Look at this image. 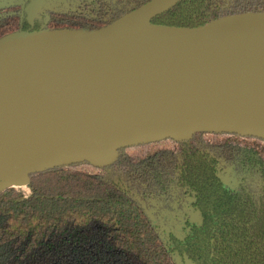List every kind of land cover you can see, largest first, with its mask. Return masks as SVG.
I'll list each match as a JSON object with an SVG mask.
<instances>
[{
	"label": "water",
	"instance_id": "1",
	"mask_svg": "<svg viewBox=\"0 0 264 264\" xmlns=\"http://www.w3.org/2000/svg\"><path fill=\"white\" fill-rule=\"evenodd\" d=\"M181 1L151 0L94 32L1 39L0 179L109 167L119 150L197 132L264 141V13L151 22Z\"/></svg>",
	"mask_w": 264,
	"mask_h": 264
},
{
	"label": "trees",
	"instance_id": "2",
	"mask_svg": "<svg viewBox=\"0 0 264 264\" xmlns=\"http://www.w3.org/2000/svg\"><path fill=\"white\" fill-rule=\"evenodd\" d=\"M33 1L0 0V40L98 31L151 0H38L41 9L30 14ZM260 13L264 0H182L151 22L197 28ZM222 167L244 184L225 187ZM27 188L28 197L0 192V264H264V141L257 138L197 132L184 142L119 150L109 167L31 174ZM185 196L201 223L163 241L144 204Z\"/></svg>",
	"mask_w": 264,
	"mask_h": 264
},
{
	"label": "rangeland",
	"instance_id": "3",
	"mask_svg": "<svg viewBox=\"0 0 264 264\" xmlns=\"http://www.w3.org/2000/svg\"><path fill=\"white\" fill-rule=\"evenodd\" d=\"M38 0H34L28 11L30 14H34ZM49 5L46 4V7ZM219 177L223 180L224 184L231 189H237L240 184H244L239 173L231 167L219 168ZM252 188L254 185L251 186ZM4 190V189H2ZM16 190V189H15ZM21 192L24 197L30 195L29 189L23 188L21 190H16ZM193 199L189 196L183 197L179 200L178 198L165 199H151L145 206L148 207L152 213V222L157 227L158 234L160 238L165 241L169 234L174 235L177 238H183L186 232L187 223H192L194 225H200L201 217L199 213L192 207ZM176 259L178 257H175Z\"/></svg>",
	"mask_w": 264,
	"mask_h": 264
},
{
	"label": "bare ground",
	"instance_id": "4",
	"mask_svg": "<svg viewBox=\"0 0 264 264\" xmlns=\"http://www.w3.org/2000/svg\"><path fill=\"white\" fill-rule=\"evenodd\" d=\"M80 157H79V154L76 156V157H74V158H71V159H69V160H77V159H79ZM91 162L93 163V164H96V161H94V160H91ZM6 186H8V187H10V188H13V189H16V190H21V189H23V188H26L27 187V185H25L24 183H10L9 181H8V178L7 177H4V178H2V179H0V189H2V188H5Z\"/></svg>",
	"mask_w": 264,
	"mask_h": 264
},
{
	"label": "flooded vegetation",
	"instance_id": "5",
	"mask_svg": "<svg viewBox=\"0 0 264 264\" xmlns=\"http://www.w3.org/2000/svg\"><path fill=\"white\" fill-rule=\"evenodd\" d=\"M221 179V178H220ZM221 181H222V183H223V185L225 186V187H227L228 189H231V188H229L227 185H225L224 184V182H223V180L221 179ZM232 190H234V189H232ZM189 225H194V224H189ZM195 226H197V225H195ZM199 226V225H198ZM188 230V225H187V228H186V231ZM185 234H186V232H185ZM172 235V234H171ZM174 236V235H173ZM185 236V235H184ZM175 237V236H174ZM177 238V237H176ZM184 238V237H183ZM183 238H179V239H183Z\"/></svg>",
	"mask_w": 264,
	"mask_h": 264
}]
</instances>
